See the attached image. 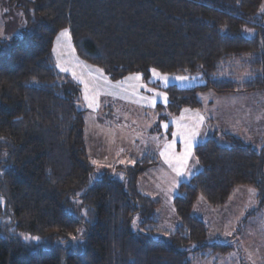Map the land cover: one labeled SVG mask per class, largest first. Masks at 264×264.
<instances>
[{
  "label": "trees",
  "instance_id": "obj_1",
  "mask_svg": "<svg viewBox=\"0 0 264 264\" xmlns=\"http://www.w3.org/2000/svg\"><path fill=\"white\" fill-rule=\"evenodd\" d=\"M261 2L5 0L3 19L13 7L23 24L0 37V264H191L189 254L230 251L229 244L207 241L208 226L193 206L198 197L224 205L245 185L259 189L264 207V144H245L226 131L217 135L221 141L215 131L197 143L199 167L177 185L176 224L169 228L158 200L137 183L157 164L154 152L96 171L76 104L79 83L73 71L55 67L52 42L68 29L76 55L111 79L133 72L147 78L151 68L200 73L203 83L165 87L166 105L154 108L162 120L182 107L199 108L205 91L264 87ZM236 65L248 74L242 80Z\"/></svg>",
  "mask_w": 264,
  "mask_h": 264
},
{
  "label": "rangeland",
  "instance_id": "obj_2",
  "mask_svg": "<svg viewBox=\"0 0 264 264\" xmlns=\"http://www.w3.org/2000/svg\"><path fill=\"white\" fill-rule=\"evenodd\" d=\"M3 4L5 5V0H0V37L17 33L23 24V18H20L19 12L13 7L6 8L7 13L3 19ZM260 11H264V0L260 4ZM64 29L66 28L58 30L54 36L53 60L59 71L63 67L69 68L75 73L76 76L72 77L77 82L83 81V83L78 82L79 95L76 104L80 110H84V142L88 155L95 161L96 171L100 174L102 167L112 169L113 163H119L122 166L131 164L132 156L138 157L147 148L157 150L155 156L160 159L159 163L155 168H148L145 174L140 175L137 183L139 188L146 190L158 202L160 201L159 218L163 223L175 219L172 205L175 186L179 181L188 179L195 169L197 160L193 152L194 144L207 133L205 132L207 126L211 131L217 129L219 132L234 133L245 144L255 140L257 144H264L262 139H257L260 137L255 136L250 139L248 136L252 134L254 122L264 124V87L259 90H239L228 94L205 91L199 93L201 107H182L177 113L168 114L166 118L157 120L154 117V108L157 104L166 105L165 87L171 84H176L177 87H188L195 83H203L200 73L173 74L151 68L147 78L139 72H133L111 79L97 67L91 69L89 64L84 63L76 55L71 40L62 38L57 42L59 33ZM245 35L252 37L247 33ZM57 63L60 67H57ZM239 66L236 65V77L242 80L248 74L238 71ZM180 77L186 79H179ZM85 83L88 85L89 99L87 100L85 99ZM105 110L109 113L108 115L104 114ZM223 112L226 114L225 122H230L231 125L221 124L219 118L213 120V117ZM96 118L102 119L103 122H96ZM153 126L160 129L149 133ZM192 131L197 132L191 143L192 154L181 168L178 158L182 157L185 151V139ZM174 133L176 135H173ZM217 135H215L216 138L221 141ZM262 138L264 140V136ZM178 168L181 169L182 175H177ZM114 173L121 178L120 172ZM90 183L91 179H88L86 186ZM243 187H246L245 190L249 192V195L236 189L222 207H211L205 203L197 205V200L201 197L196 199L193 212L204 219L208 226L207 241L229 244L232 248L227 253H206V256L189 254L191 264H264V207L255 209L251 215H248L249 219H244L243 216L237 220L234 217L244 212L248 204L255 199V194L259 192V189L251 186L240 185L237 188ZM199 205L205 206V211L200 210ZM257 206L258 202L255 204V207ZM170 210L172 214L169 216ZM251 210H253L252 205L248 207L247 212Z\"/></svg>",
  "mask_w": 264,
  "mask_h": 264
},
{
  "label": "crops",
  "instance_id": "obj_3",
  "mask_svg": "<svg viewBox=\"0 0 264 264\" xmlns=\"http://www.w3.org/2000/svg\"><path fill=\"white\" fill-rule=\"evenodd\" d=\"M235 93V92H234ZM217 97V96H216ZM200 98H202L201 96H200ZM202 104V103H201ZM201 107V106H200ZM224 115H226L224 112L223 113H220L219 114V116H217V117H213V120H214V118H219L220 120H221V124H232V123H230V122H225V120H224ZM208 118V117H207ZM204 122H205V120H204ZM214 125H213V123H212V127H213ZM203 128H204V126H202ZM208 130H209V133H208ZM256 130L258 131L257 133H256ZM215 131H218L219 132V130H217V129H213L212 131H211V129H209V127L207 126V129H205V132H207V133H205V135H204V137L200 140V141H197V142H195V144H194V146L197 144V143H199V142H201L202 140H204V139H206L207 137H209V136H211V135H213L214 133H215ZM262 131V132H261ZM224 132V131H223ZM226 132H229V131H226ZM150 133V132H149ZM231 133V132H230ZM204 134V133H203ZM220 134V132L218 133V135ZM232 134H234V133H232ZM216 135V134H215ZM249 137H250V139H252V138H254L255 136H257V137H260V138H257V139H262V141H263V143H264V140H263V136H264V124H262L261 125V123L259 124V123H256V122H254V125L252 126V134H249L248 135ZM251 144H253V145H257V146H259L257 143H256V140H255V142H253V141H251ZM262 145V144H261ZM154 152V154H156L157 155V153H156V151H155V149H152V148H147V149H145L144 150V152L142 153V154H144L145 152ZM141 154V155H142ZM141 155H139V156H141ZM132 156V155H131ZM138 156V157H139ZM133 157V159H135L136 157H134V156H132ZM159 161H160V159H158L157 158V164L159 163ZM197 162V161H196ZM195 163V162H194ZM157 164L156 165H154V166H152V167H150V168H155L156 166H157ZM195 169L193 170V172L192 173H190V175H189V177L193 174V173H195L197 170H198V163H197V165L195 164ZM145 174V173H144ZM189 179V178H188ZM187 179H184V180H182V181H186ZM181 181H179L177 184H176V186H175V190H176V188H177V185L180 183ZM237 187H240V186H237ZM237 187H235L234 188V190H233V192L231 193V195L230 196H232L233 194H234V192L236 191V189H239L240 191H242V192H244V194H247V195H249V192L247 191V190H245V188L246 187H243V188H237ZM242 187V186H241ZM156 191H158V189L156 188ZM158 194V193H157ZM176 194V191H175V193L173 194V197H174V195ZM257 194V193H256ZM256 194H255V199L254 200H252L251 201V203H249L248 205L249 206H253V212L255 211V209H260L259 208V206H257V207H255V204L258 202H256V199L258 198L257 196H256ZM199 203H201L202 205H204L203 203H204V201L201 199V198H199L198 200H197V205L199 204ZM159 204H160V201H159ZM251 204V205H250ZM202 205H199V209L200 210H204L205 211V206H202ZM207 205V204H206ZM248 206V207H249ZM218 207H222V205L221 206H218ZM248 207H247V209H248ZM220 209V208H219ZM247 209L244 211V212H241V213H238L236 216H234L235 217V219H240V218H242L243 216V218L244 219H249L250 218V216H248L247 215V213L249 212H247ZM230 211V210H229ZM173 212H174V210H173ZM194 213V212H193ZM198 213V212H197ZM168 214H169V216L172 214V212H171V210L168 212ZM198 218H200L199 217V215L198 214H196V212L194 213ZM252 214V213H251ZM251 214H249V215H251ZM202 221L204 220V219H202V218H200ZM174 221H172V219H170L169 221H167V222H165V223H163L162 221V224L164 225H166L167 227H169V228H172L175 224H176V218L175 219H173Z\"/></svg>",
  "mask_w": 264,
  "mask_h": 264
},
{
  "label": "snow or ice",
  "instance_id": "obj_4",
  "mask_svg": "<svg viewBox=\"0 0 264 264\" xmlns=\"http://www.w3.org/2000/svg\"><path fill=\"white\" fill-rule=\"evenodd\" d=\"M62 38H67L68 40H70V33H69L68 29H64V30H62L59 33V35L57 37V42H59ZM54 51H55V49H54ZM57 67H60L59 63H57ZM61 71L68 72V71H70V69L66 68V67H63V68H61ZM100 71H102V70H100ZM153 72L155 73L154 69H153ZM73 76L75 77V73L74 72H73ZM137 78H139V77H137ZM179 79H186V78L185 77H180ZM78 82H82L83 83L82 80H78ZM87 93H88V85H87V83H85V99L86 100L89 99ZM89 106H91V104ZM173 135H176V133H174ZM181 135H183V133H181ZM196 135H197V132L196 131H192V132H190V134L185 139V151L182 154V157L178 158V164L181 166V168H182V166L184 164H186L188 158L192 154L191 153V143H192V140L195 139ZM93 163H95V161H93ZM176 171H177V175H182L183 174L180 168L176 169ZM85 215H87V213H85ZM25 239L39 240L40 238L39 237L28 236V237H25ZM72 239L76 240L77 238L73 237ZM81 239H82V237H81Z\"/></svg>",
  "mask_w": 264,
  "mask_h": 264
}]
</instances>
